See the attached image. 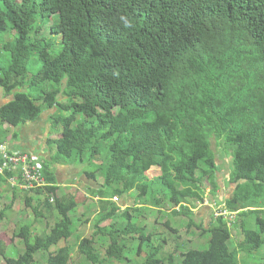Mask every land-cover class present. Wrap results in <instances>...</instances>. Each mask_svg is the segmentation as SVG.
Here are the masks:
<instances>
[{"label": "trees", "instance_id": "trees-1", "mask_svg": "<svg viewBox=\"0 0 264 264\" xmlns=\"http://www.w3.org/2000/svg\"><path fill=\"white\" fill-rule=\"evenodd\" d=\"M48 25L56 38L40 35ZM6 33L0 88L10 98L0 106V146L31 155L11 148L7 127L34 122L45 104L63 131L49 138L59 157H29L45 186L21 188L36 217L58 210L55 224L48 221L40 233L31 223L20 226L14 233L25 249L17 255L0 239L1 264H36L40 252L48 253L46 264L70 263L66 241L77 233L70 212L80 201L61 192L54 165L60 157L80 162L83 175L98 182L84 184L111 203L98 224L121 216L120 224L96 226L98 241L78 242L87 264H240L264 251V0H0V36ZM3 50L10 52L6 66ZM33 51L42 66L32 85H53L40 96L44 105L24 89ZM11 133L15 140L18 132ZM221 169H228L235 190L214 202L220 211H212L208 226L192 204L206 200L205 180L215 200ZM14 172L0 171L13 203L20 190L9 182ZM133 191L144 202L122 209L116 199H131ZM145 208L155 211V220L165 212L174 216L163 233L174 244L168 253L155 236L158 222L149 229L142 217ZM8 209L0 211V226ZM184 219L188 231L209 234L206 244L179 241Z\"/></svg>", "mask_w": 264, "mask_h": 264}, {"label": "rangeland", "instance_id": "rangeland-1", "mask_svg": "<svg viewBox=\"0 0 264 264\" xmlns=\"http://www.w3.org/2000/svg\"><path fill=\"white\" fill-rule=\"evenodd\" d=\"M49 24V23H47ZM7 33L4 35L0 36V40L1 43L3 44L6 40L7 37ZM40 35H43L45 37L48 38H56L57 36H53L52 33L49 32V25L47 28L43 29L40 33ZM52 38V39H53ZM60 43L56 42L54 45V49L55 51L59 49L60 47ZM10 60V52H7L6 50H3L2 54H1V62L2 64H4L5 66L9 64ZM26 65L28 68L27 71V75L25 76L24 79V89L26 90V92H28L30 95H32V97H35L37 99V102L40 104H43V99L40 98V96L44 93V91H48V90H52L53 89V85L52 84H44L43 86H33L32 85V78L33 75L38 72L42 66V61L40 60V58L38 57V54L36 52H31L29 58L26 61ZM5 100L8 98H10L9 96L5 95ZM2 102L0 101V104ZM44 105V104H43ZM45 106V110L44 112L34 121V122H30L28 123L29 125L26 126L25 128V132H29L31 135H33V132H37V130L43 131L42 128L45 127V123L46 121H48L49 118H47V112H50L51 114L55 112V109H49L48 107L46 108V104ZM66 113V112H64ZM50 122V126H51V138H58L60 137V135L62 134L63 131V123L62 120L60 121H55V119L50 118L49 120ZM8 131H10L9 134V138H11V135L13 132V127L8 126L7 127ZM215 144V142H214ZM43 150H47L49 152V150H51V154L53 155V157L56 155L57 157H59V153L56 149L55 144L53 143H46L44 142L40 148H35V152H32L31 156L35 159V160H41L40 156L38 155L39 152H43ZM60 162H64L67 164H70L73 166V164L75 165V167H78V169H80L81 171H83L82 168V164L80 162H74L71 159H63L62 157L59 158ZM63 160V161H62ZM67 161V162H66ZM79 164V165H78ZM88 165V164H87ZM87 165H83V167L85 168ZM63 168V167H62ZM91 168H93V165H91ZM68 169V168H67ZM62 169L60 172V177L63 180L65 178L66 173H75L73 167H69V169ZM153 170H150V174L152 173ZM230 171V170H229ZM229 175L228 174V169H221L220 170V184H221V188L218 190V195H219V200L216 198L217 196H214L215 200L213 202L210 201V195H211V190H212V186L210 185V183L205 180L204 183L206 185L207 191H206V200L202 203L199 202H194L192 204L193 210L196 213V218L197 220L199 219H203L207 225L209 226V221H210V215L208 214L207 216L203 217L200 216L201 212L203 210V213H205L206 209L208 208L209 212L212 210L213 213H219V209L217 208L216 205H214V202H219L220 200H225L226 198L229 197H233L234 194V190H235V185L233 184H229L228 183V179L226 178V176ZM98 176H100V180L103 181V178L101 176V173L98 172ZM77 177V179H76ZM74 176L71 181L73 182H69L68 184H60L62 190L61 192H68V193H74L76 194L78 200L80 201V203L78 204V206L72 210L70 212V216L71 218L75 221V228L77 233H75L71 238H69L66 241V244H69L72 249V253H73V257L71 258V261L69 264H87L85 262V257L83 254H81L78 250V242L81 240V238L87 236V237H95V241H98L97 239L99 238V234H95V231L97 230L98 227H96L97 225L99 226H105V225H109L112 223H116V224H120L122 223L121 220V216L119 215L120 213L117 212L116 216L113 217L112 219H103L99 224L98 219L101 217L102 214H106L111 208L112 205L111 203H107L106 201H100V199L96 196H94L93 192L90 190L89 187H87L85 184L90 185L91 187H97L98 186V182L94 181V180H89L87 179V177L85 175H83L80 177ZM228 177V176H227ZM4 177L1 175L0 176V211L5 207L8 209V206H11V204L13 205L10 209L11 212L7 215V217L5 218V220L2 222L3 225L0 226V239H2L5 243L6 246L9 248V252L12 255H17L19 253H21L24 249H25V244L22 241V238L19 236H16L14 232H18V228L22 225L31 223L34 225L33 227V231L36 233H40L41 231H43L44 229H46L47 227V222L50 221L52 226L55 224V221L57 219L58 216V210H56L55 208L52 210H46L44 211V217H36L35 213L32 209V207H29L26 205L25 202V198H24V194L25 191L21 190V187L17 186L20 188V190H17V197H16V201H14L13 203V190L12 188H10L8 181H5L3 179ZM12 180V179H11ZM12 184L13 183L12 181ZM85 183V184H84ZM71 191V192H69ZM137 191H133L131 194V199H129L128 195H125L123 198L120 197V199H116V202L118 205H120L122 207V209H124L128 204H130L131 206H134L136 204H138L140 202V199H142V202H144L145 198H140L138 197L139 192ZM135 193V194H133ZM59 194L61 195V193L59 192ZM105 205V206H104ZM214 205V206H213ZM215 207V210L214 208ZM170 211V210H168ZM207 213V212H206ZM154 215H156L155 211L153 213V211L151 212V209H147L145 208L143 211V215L142 217H144V220L147 221L148 223V228L150 229L151 226L153 225V223H155V221L158 222V227L159 229L157 230L156 233V238H158V236L161 237V245L163 248H161V251L164 253H168L173 247L174 244H172V242L169 240L167 242H164V237L165 235L163 234L164 231H169L167 229V227L165 226V222L166 221H171L174 216L169 213V212H165L159 215L158 220H155ZM186 221L187 220H183L181 225L178 226L180 227V235L182 237H180L179 241H189V245H191V247H197V246H202V244L204 245V243L206 244V240L209 236L204 234L202 230L196 229L194 228V230H190L188 231V228L186 226ZM163 224V225H161ZM175 226H177L176 223H174ZM162 226V227H160ZM256 227V225H255ZM237 231V229L233 230ZM234 240H237L238 237L237 236H233ZM128 242L131 245L132 240H128ZM236 242V241H235ZM62 244H65V242H61ZM158 245V244H156ZM154 245L150 246V249L153 248ZM205 247V246H203ZM180 250L177 248V260L180 259ZM37 263L36 264H46L47 262V258H48V253L47 252H40L39 254H37ZM4 258L1 257L0 258V264L3 263ZM249 261L250 264L252 263H256V264H264V251L263 249H260L258 251V253L255 255V257H252V260L249 259V257L246 260H242V262H246ZM240 262V264H244ZM92 264V263H89Z\"/></svg>", "mask_w": 264, "mask_h": 264}, {"label": "crops", "instance_id": "crops-1", "mask_svg": "<svg viewBox=\"0 0 264 264\" xmlns=\"http://www.w3.org/2000/svg\"><path fill=\"white\" fill-rule=\"evenodd\" d=\"M5 98L6 97H5L4 90L0 89V101L2 102L0 104V106L4 105L9 100L8 98L5 100ZM50 115H51V113L47 112V118H49V119H48V121H46V123L44 125L45 127L42 128L43 131L39 132L37 130V132H33V135H31L32 133L30 134L29 132H25V128L29 124H27V125H25L23 127H21V126L17 127V128H15L16 130L13 129L12 130L13 133H14V131L18 132V137L15 138V140H12L13 139L12 136H11V138H9V136H8V140H11V145H10L11 148H17V147L25 148V149H28L31 152V154H32V152H35L33 150H35V148H37V146H38V148H40L41 145L44 142L49 143V138L52 137L51 136V126H50V122H49V120L51 118ZM38 155L40 157H45L46 159H49V160L52 158L51 150H49V152L47 150H43V152H39ZM54 165H55V168H56L58 182L63 184V185L68 184L69 182H73V181H71V179L74 176L75 177L77 175L79 177H80V175H81V177L83 176L82 171L80 169L77 170L78 167H75L74 164L72 166V165L67 164V163L57 162ZM69 167H73L74 169H76V170H74L75 173H72V174H70V173L67 174L66 173L65 178L62 180L61 177H60L61 170L62 169H67V168L69 169ZM76 179H77V177H76ZM205 211L207 213L206 212L203 213V210H202L200 216L205 217V216H207L209 214L210 215L209 219L211 221L212 210L209 212V210L207 208ZM201 220H203V219H201Z\"/></svg>", "mask_w": 264, "mask_h": 264}, {"label": "built area", "instance_id": "built-area-1", "mask_svg": "<svg viewBox=\"0 0 264 264\" xmlns=\"http://www.w3.org/2000/svg\"><path fill=\"white\" fill-rule=\"evenodd\" d=\"M11 152L9 153L6 150V146H0V153L5 159V165L0 171H3L5 167L13 168L15 172L12 178L14 181L12 182L21 188L45 186L46 180L42 176L41 167L32 165L31 159L29 158L31 155L19 151ZM20 170L22 171L21 176L18 175Z\"/></svg>", "mask_w": 264, "mask_h": 264}, {"label": "clouds", "instance_id": "clouds-1", "mask_svg": "<svg viewBox=\"0 0 264 264\" xmlns=\"http://www.w3.org/2000/svg\"><path fill=\"white\" fill-rule=\"evenodd\" d=\"M120 20L128 27L132 26V22L130 21V19L126 16V15H121L120 16ZM2 89V88H0ZM4 90V89H3ZM44 112V111H43ZM214 206V205H213ZM215 210V207H213ZM225 213V212H224ZM224 213H222L224 215Z\"/></svg>", "mask_w": 264, "mask_h": 264}]
</instances>
